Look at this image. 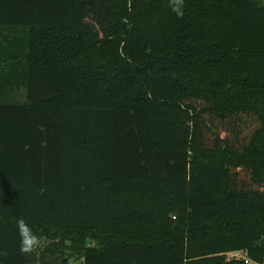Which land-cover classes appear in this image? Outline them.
I'll return each instance as SVG.
<instances>
[{
	"label": "trees",
	"instance_id": "16d2710c",
	"mask_svg": "<svg viewBox=\"0 0 264 264\" xmlns=\"http://www.w3.org/2000/svg\"><path fill=\"white\" fill-rule=\"evenodd\" d=\"M264 264V0H0V264Z\"/></svg>",
	"mask_w": 264,
	"mask_h": 264
},
{
	"label": "built area",
	"instance_id": "2783aa9c",
	"mask_svg": "<svg viewBox=\"0 0 264 264\" xmlns=\"http://www.w3.org/2000/svg\"><path fill=\"white\" fill-rule=\"evenodd\" d=\"M229 256L233 259L243 260L245 264H251V261L241 252L231 253Z\"/></svg>",
	"mask_w": 264,
	"mask_h": 264
},
{
	"label": "rangeland",
	"instance_id": "374dc122",
	"mask_svg": "<svg viewBox=\"0 0 264 264\" xmlns=\"http://www.w3.org/2000/svg\"><path fill=\"white\" fill-rule=\"evenodd\" d=\"M229 255H230V254H229ZM251 264H256V263L251 262Z\"/></svg>",
	"mask_w": 264,
	"mask_h": 264
}]
</instances>
